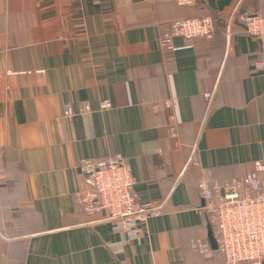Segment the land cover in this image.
<instances>
[{
  "label": "crops",
  "instance_id": "crops-1",
  "mask_svg": "<svg viewBox=\"0 0 264 264\" xmlns=\"http://www.w3.org/2000/svg\"><path fill=\"white\" fill-rule=\"evenodd\" d=\"M233 12L264 15V0H0V264H223L197 181L264 162V46ZM197 15L211 40L161 47ZM114 154L137 201L161 206L138 235L73 203L78 162Z\"/></svg>",
  "mask_w": 264,
  "mask_h": 264
},
{
  "label": "built area",
  "instance_id": "built-area-1",
  "mask_svg": "<svg viewBox=\"0 0 264 264\" xmlns=\"http://www.w3.org/2000/svg\"><path fill=\"white\" fill-rule=\"evenodd\" d=\"M150 1H172L187 7L196 4V0ZM232 20L243 24L247 34L264 46L263 14L233 12L229 16ZM225 32L229 36V28ZM213 34L214 19L203 15L171 22L159 43L164 50H176L171 43L173 37L183 38L191 47L195 39H210ZM253 70L264 72V58L254 63ZM204 97L209 101L211 95ZM169 106L166 102L165 108ZM99 107L107 110L111 105L103 101ZM80 112H89L88 106ZM72 115L71 107L65 106L63 116ZM77 169L79 180L73 203L89 222H115L124 233L138 235L148 219L161 213L160 205L137 201L130 165L121 154L98 160L81 159ZM196 186L201 210L207 216L223 264H264V162H254L252 171L224 184L200 177ZM191 247L207 259L212 257V251L201 242H191Z\"/></svg>",
  "mask_w": 264,
  "mask_h": 264
},
{
  "label": "trees",
  "instance_id": "trees-1",
  "mask_svg": "<svg viewBox=\"0 0 264 264\" xmlns=\"http://www.w3.org/2000/svg\"><path fill=\"white\" fill-rule=\"evenodd\" d=\"M201 16H203V15H197V16H195V17H189V18H186V19H190V18H198V17H201ZM241 24V23H240ZM216 31V28H215V30H214V32ZM213 36H214V34H213ZM213 36L210 38V40L213 38ZM197 39H205V40H209V39H206V38H197ZM197 39H195L194 41H193V43L197 40ZM209 101H207V105L209 104L208 103ZM210 105V104H209ZM208 105V106H209ZM222 257V256H221ZM223 259V258H222Z\"/></svg>",
  "mask_w": 264,
  "mask_h": 264
}]
</instances>
